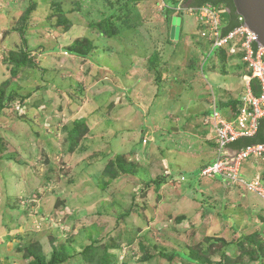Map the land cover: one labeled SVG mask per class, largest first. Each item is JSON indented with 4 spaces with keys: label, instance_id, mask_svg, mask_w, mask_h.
Wrapping results in <instances>:
<instances>
[{
    "label": "rangeland",
    "instance_id": "1",
    "mask_svg": "<svg viewBox=\"0 0 264 264\" xmlns=\"http://www.w3.org/2000/svg\"><path fill=\"white\" fill-rule=\"evenodd\" d=\"M131 1L0 0V247L14 264H27L18 251L24 245L40 247L47 259L60 245L71 254L92 245L110 255L109 264H189L183 254L195 249L216 264L224 252L217 240L246 236L255 243L241 239L243 253L231 247L227 255L264 264V200L220 178H200L197 169L203 144L196 136L215 137L205 124L210 100L221 113L220 105L228 109L221 93L235 77L238 101L248 92L240 45L210 55L189 12L180 39L171 40L174 16L164 0ZM100 25L117 35L109 40ZM22 28L34 68L12 64ZM81 122L72 142L70 131ZM212 137L202 141L215 144ZM119 156L138 174H121ZM260 164L246 159L241 175L252 179ZM155 179L167 181L159 191L146 187ZM215 180L236 189L226 200L203 199L198 187ZM189 188L200 204L234 217H201Z\"/></svg>",
    "mask_w": 264,
    "mask_h": 264
},
{
    "label": "built area",
    "instance_id": "2",
    "mask_svg": "<svg viewBox=\"0 0 264 264\" xmlns=\"http://www.w3.org/2000/svg\"><path fill=\"white\" fill-rule=\"evenodd\" d=\"M198 18L201 36L211 43V49L227 47L231 43L239 44L243 54V63L250 76L247 80L248 92L241 99V107L237 114L227 119L213 108L210 117L205 119L215 134L216 157L214 161L200 171V178H220L225 182L240 186L264 200V172L247 180L243 177L242 168L246 159L254 158L264 165V144L249 146L241 151L228 152L229 146L241 138L254 137L259 129V123L264 118V48L256 43V36L244 25L238 17L239 27L227 35H223L224 24L221 13L210 5L198 10H188ZM256 80L261 89L259 96L254 95L251 81Z\"/></svg>",
    "mask_w": 264,
    "mask_h": 264
},
{
    "label": "trees",
    "instance_id": "3",
    "mask_svg": "<svg viewBox=\"0 0 264 264\" xmlns=\"http://www.w3.org/2000/svg\"><path fill=\"white\" fill-rule=\"evenodd\" d=\"M144 1H148V0H132L131 2L133 3H141ZM167 4H171L172 6H177L180 5L181 10H179V12L175 11L174 9H169L168 12L173 14L174 17L176 16H181L183 11H188V10H198L204 6L210 5L213 8H216L220 13H221V18L224 24V29H223V35H227L229 33H231L233 30H235L237 27H239L240 23L238 21V15L236 13L234 4H233V0H182V2L177 1V0H164ZM35 5L31 4L29 6V8L26 10L25 15L22 17L23 21H25L26 23L29 21L31 15L34 13L35 11ZM183 19V18H182ZM172 19L170 18V21ZM172 22V21H171ZM183 23V20H182ZM102 25H100V28ZM97 29V27H96ZM106 33H104L103 31V35H105V37H107L108 39L114 38L117 34H115L113 31L111 32V30L109 28H102ZM182 31V30H181ZM21 36L24 37L25 36V32L23 31V28L21 30ZM118 33V32H117ZM210 47H211V43L208 42ZM89 44V43H88ZM86 49V47H85ZM92 47H90L89 49H86L87 53H91ZM221 50L220 49H215L212 50L210 55H216L218 53H220ZM10 56L12 57V61H13V66L19 69H24V68H34L35 64L32 58H30V53H29V48H28V43H27V39L24 37L23 38V46L22 49L19 53L16 52H11ZM237 58L240 59V61L242 62V65L244 67V70L247 71L246 69V65L243 63V54L240 53V55H237ZM156 72L159 73L158 70H156ZM247 73L249 74L248 76H250V73L247 71ZM251 89L254 93V95L259 96L261 94V89H260V85L256 80H252L251 83ZM5 98V94L2 90H0V114L2 113V111L5 109V106L3 105L2 101ZM238 104V107H241V101H231L228 102L225 105H228V109H221V105L219 106L220 110H223V115L224 117H226L227 119H231L232 117H234L237 112L233 111V107L235 105ZM224 105V104H223ZM239 109V108H238ZM83 126L82 122L76 124V126L74 127V129H72L70 131L69 134V138L72 142H74V139L76 137L77 134L80 133V128ZM257 144H264V118H262L260 120L259 123V129L256 133V135L254 137L251 138H241L239 139L236 143H234L232 145V149L236 150V151H241L242 149H245L249 146H253V145H257ZM116 167L118 169V171L121 174L124 175H137L138 172L136 170H134L135 166L133 164H129L130 168H127V164L124 162V158L123 156H119L116 158ZM117 171V172H118ZM104 176H108V174L105 173ZM118 176V173L115 174V176L112 178L110 177L107 180V183H111L113 181L114 178H116ZM109 177V176H108ZM167 181L165 179H155V180H150L146 182V187L149 188L151 186H155L156 190L159 191L161 189V186L163 184H165ZM241 239L245 240V241H249V245L250 244H254L255 241L252 240L251 237H246V236H241L240 239H237L234 242H227L224 239H219L217 240L222 247H224V252H221V248L219 250L220 253V260L218 261V263L216 264H239L237 259H232L231 256L227 255V252L230 251L231 247H237L238 249V253L239 256L243 253L242 250H244L245 248L243 246H245V243H243L241 241ZM208 240H211V238H208ZM20 253H23V258L24 260L27 262V264H109L108 259L110 257V255L106 252H104L103 254H98V251H100V249H96V247L89 245L88 247H85L84 250H82L81 252H79L78 254H71L72 249H70V247L66 246V245H60L58 247H55L53 250V253L50 257V259H47L46 255L42 252L40 247H34L32 245H24L23 248H19L18 250ZM173 257L171 258V260L174 259V254H171ZM176 255V254H175ZM200 251L198 252L195 249H190L188 254H183L184 259L189 263V264H211V262L209 260H205L202 256H200ZM182 256V254H181ZM99 257V259H98ZM179 257V256H178ZM257 260L262 259L261 256H256ZM149 259V258H148Z\"/></svg>",
    "mask_w": 264,
    "mask_h": 264
},
{
    "label": "crops",
    "instance_id": "4",
    "mask_svg": "<svg viewBox=\"0 0 264 264\" xmlns=\"http://www.w3.org/2000/svg\"><path fill=\"white\" fill-rule=\"evenodd\" d=\"M177 1H180V2H182V0H177ZM164 4H166L167 5V8H171L172 10H173V8L175 7V6H172L171 5V7H169L170 5L169 4H167L165 1H164ZM175 9V8H174ZM181 30H182V28H181ZM181 34V33H180ZM110 40V39H109ZM206 45V44H205ZM215 62V61H214ZM238 80V78L237 77H235L234 78V80L232 81L233 82V84L232 85H230L231 86V88L230 89H228V88H226V89H224L223 91H222V93L221 94H223V92H225L226 94V96H228V97H226V98H224V97H221L220 98V101H221V103H223V104H227L228 102H231V101H237V100H239V98H240V95L241 94H243V91L242 92H240L239 90H238V88L236 87V85H235V82ZM125 86V85H124ZM129 89V87H127V90ZM237 97H239V98H237ZM216 99V98H215ZM215 99H211L210 100V102H212L213 103V106L215 107L217 104H216V100ZM218 103V102H217ZM225 107H227L228 105H224ZM213 107V108H214ZM220 107H222V105L220 106ZM215 109H218V107L216 108L215 107ZM213 111V110H212ZM204 114H206V115H208L210 112H208V113H205V112H203ZM177 120H178V118H177ZM202 131V130H201ZM203 132V131H202ZM214 134V133H213ZM196 137H198L199 139H201V142H202V147H200L199 145L197 146V150L198 151H202L203 153H202V158H203V161H202V163H201V165L199 166V168H197L198 170H201L202 168H204L205 166H207V165H209V164H211L213 161H214V159H215V157H216V143L214 144V142H211L210 144L209 143H205V141L203 142L202 140H204V138H206V139H208V140H210V137H212L211 136V133L208 131V132H206V134L204 135V134H199L198 136H196ZM208 137V138H207ZM212 139H214L215 140V137L213 136L212 137ZM196 144L197 143H193V146L195 145L196 146ZM195 146H194V148H192L191 149V152L195 149ZM203 146H205V147H203ZM211 146V147H210ZM231 147H232V145L231 146H229V149H228V152L230 153V152H235L236 150H234V149H231ZM259 167H261V165L259 166ZM264 172V169L262 170V171H257V173H263ZM216 181V180H215ZM208 181L209 183H206V184H202L200 187H198V189H199V191H201V193H202V195H203V199H207V200H216L217 198L218 199H220V198H224L225 200H226V195H228V193L231 191V190H234V189H236V185L233 187V185L232 186H229V187H227V186H224V185H221V184H215V183H217L218 181ZM237 188H238V186H237ZM240 188V187H239ZM243 189V188H242ZM244 191H246L245 189H243ZM195 192H198V190H196V189H192V188H189L188 189V191H187V193H186V197H188L189 198V201H191L192 203H194V205L198 208V210H200L201 211V217H204V216H209V215H219V216H221V217H234L232 214L231 215H228V214H223V213H220V211L219 210H214V206L212 207V206H204L203 204H205L204 202H202L201 201V204L197 201V197H196V195L194 194ZM247 192V191H246ZM246 195H247V197H248V194H250V193H245ZM241 195V194H240ZM246 197V196H245ZM242 199L244 198V197H241ZM221 200V199H220ZM221 203H225V202H222V201H220ZM247 202H249V203H254L253 202V199H248V201ZM245 208L246 209H251L250 208V206L249 205H246L245 206ZM248 212H250L251 214H254V215H259V212H256L255 211V209H251L250 211H248ZM11 240V239H10ZM15 249V244H13V248H12V252H13V250ZM9 251V250H8ZM0 258L1 259H3L4 260V263L3 264H14V261H12V259H11V256H10V251L8 252V253H4L3 252V249L0 247Z\"/></svg>",
    "mask_w": 264,
    "mask_h": 264
},
{
    "label": "water",
    "instance_id": "5",
    "mask_svg": "<svg viewBox=\"0 0 264 264\" xmlns=\"http://www.w3.org/2000/svg\"><path fill=\"white\" fill-rule=\"evenodd\" d=\"M233 4L244 25L256 36V43L264 48V0H233ZM182 16L172 19L171 40L180 39Z\"/></svg>",
    "mask_w": 264,
    "mask_h": 264
},
{
    "label": "clouds",
    "instance_id": "6",
    "mask_svg": "<svg viewBox=\"0 0 264 264\" xmlns=\"http://www.w3.org/2000/svg\"><path fill=\"white\" fill-rule=\"evenodd\" d=\"M166 5V4H165ZM167 6V5H166ZM175 8V9H174ZM173 9L175 10V11H177V12H179V10H181V7H180V5H177L176 7H174ZM171 9V8H170ZM187 11L185 10V11H183L182 12V15H184L185 13H186ZM201 171V170H200Z\"/></svg>",
    "mask_w": 264,
    "mask_h": 264
},
{
    "label": "bare ground",
    "instance_id": "7",
    "mask_svg": "<svg viewBox=\"0 0 264 264\" xmlns=\"http://www.w3.org/2000/svg\"><path fill=\"white\" fill-rule=\"evenodd\" d=\"M231 149H232V147H231Z\"/></svg>",
    "mask_w": 264,
    "mask_h": 264
}]
</instances>
